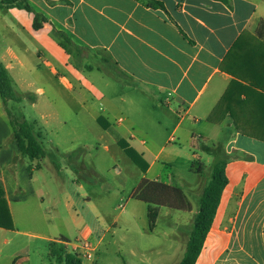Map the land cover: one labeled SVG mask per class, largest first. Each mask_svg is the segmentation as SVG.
<instances>
[{
    "label": "crops",
    "instance_id": "obj_1",
    "mask_svg": "<svg viewBox=\"0 0 264 264\" xmlns=\"http://www.w3.org/2000/svg\"><path fill=\"white\" fill-rule=\"evenodd\" d=\"M9 1L0 65L23 100L8 107L44 153L22 154L0 96V186L14 221L0 232L13 235L4 245L27 239L12 264H32L34 240L61 238L81 264H179L220 159L228 183L196 264H264V0H157L165 11L25 0L32 12ZM63 35L96 64L75 63ZM104 57L117 78L100 70ZM144 180L180 189L189 208L134 197Z\"/></svg>",
    "mask_w": 264,
    "mask_h": 264
},
{
    "label": "trees",
    "instance_id": "obj_2",
    "mask_svg": "<svg viewBox=\"0 0 264 264\" xmlns=\"http://www.w3.org/2000/svg\"><path fill=\"white\" fill-rule=\"evenodd\" d=\"M138 1H142L149 8L162 9L165 11L163 3L157 0ZM218 1L228 3V0ZM6 4L24 7L29 12L33 11L25 0H11ZM39 18L40 16L37 14L35 21L36 28L41 27V24L38 22ZM63 37L65 39L63 47L68 51L69 47L73 45V42L66 35H63ZM0 96L7 107L8 115L10 117L20 151L24 156L28 157L32 161L41 159L44 154L43 147L35 134L33 125L26 120L18 121L17 119H12V112L10 111L8 104L10 101L20 102L23 100V97L15 89L9 72L3 65H0ZM120 145L138 163L141 162V159H139L135 151L125 141H120ZM225 166L226 161L224 159H220L216 161L212 167L210 181L205 186L200 198L199 208L189 232L190 239L183 258L179 264H196V261L202 252L206 237L212 228L222 192L228 183L225 175ZM133 196L144 202L155 205L168 206L172 208H189L188 200L180 189L172 188L159 182L144 180L134 191ZM0 229H14L12 214L6 200L5 191L1 186ZM68 245L69 241L65 238H61L59 241L51 242L49 244V248L52 257H54L59 264L62 262H66V264H73L74 262L75 264H81V259L78 254H71L67 251L69 247ZM123 264H127L125 260L123 261Z\"/></svg>",
    "mask_w": 264,
    "mask_h": 264
},
{
    "label": "rangeland",
    "instance_id": "obj_3",
    "mask_svg": "<svg viewBox=\"0 0 264 264\" xmlns=\"http://www.w3.org/2000/svg\"><path fill=\"white\" fill-rule=\"evenodd\" d=\"M70 50H72L71 52L73 53L75 63L78 64L80 62H83L84 64H87L88 68L96 64L97 61L96 58H98L99 55L98 53L88 51L85 49H80L76 46L74 47L70 46ZM99 62L102 63L101 67L99 63L97 64L100 67V70L104 71L110 77L117 78L115 76L118 75L117 68L112 64L110 60L104 57ZM28 110L30 109L28 108ZM10 111L12 112V117H13L12 119H17L18 121H24L25 118L22 113H17L16 111H14L13 108L12 110L10 109ZM135 116L138 117V115H132L130 116V118L131 117L135 118ZM169 133L170 132L163 134L162 140H164V136L166 139ZM12 237L13 235L0 232V264H12L13 259L11 257L13 253L16 250H18L17 247L15 246L17 245L18 247H20V245L24 244L27 240L26 238H21V239L18 238L14 240V242H10L4 245L5 240H9ZM29 248L31 253L32 264H59L57 260L54 257H52L48 242H44L41 240H34L33 243L29 246ZM67 251L71 254L76 253L71 247H68ZM124 260L126 261V259L123 257V261ZM60 264H66V262H62ZM73 264H75V262Z\"/></svg>",
    "mask_w": 264,
    "mask_h": 264
}]
</instances>
